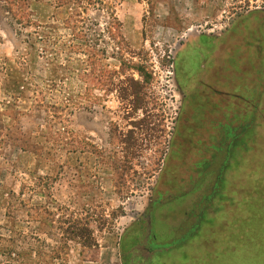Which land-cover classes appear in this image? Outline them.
Segmentation results:
<instances>
[{
	"label": "rangeland",
	"instance_id": "rangeland-1",
	"mask_svg": "<svg viewBox=\"0 0 264 264\" xmlns=\"http://www.w3.org/2000/svg\"><path fill=\"white\" fill-rule=\"evenodd\" d=\"M27 1L26 28L0 2V264L144 263L156 201L150 264H264V0H102L131 62L110 92L81 79L69 6Z\"/></svg>",
	"mask_w": 264,
	"mask_h": 264
},
{
	"label": "trees",
	"instance_id": "trees-1",
	"mask_svg": "<svg viewBox=\"0 0 264 264\" xmlns=\"http://www.w3.org/2000/svg\"><path fill=\"white\" fill-rule=\"evenodd\" d=\"M81 0H59L61 7H67L70 9V15L71 17L68 19L67 23L65 24L67 29L71 30V34L74 38L73 44L70 46V51L75 54H84L86 55V63L87 66L90 67L89 73H85L81 76L82 80H88L89 83L94 84L96 87H104L106 88V91H112L113 88L115 89L118 84H116V80L119 78L117 77L120 73H123L124 68L127 66L128 60L124 58L122 53L119 51L122 49L121 46V34H120V28L121 24L118 21V19L115 17L114 11L112 12V9L109 8L108 4H104L102 0H87L88 6H94V5H101L106 6L107 11L109 9L111 12H109V16L107 21L105 22V28L101 29V26L98 22L95 20H92L90 18H85L83 16V12H80L79 9H83L82 6H80ZM0 2H3L6 4L5 12L10 15L12 18L17 20V23L20 24V26L26 28L31 25H34L28 17L31 15L28 11V1L27 0H0ZM105 38H109L110 40L116 42L117 47L113 49V55L117 54L118 59L122 63V71H108L104 67L99 68L102 65V61L106 60L108 57V48L106 47L107 44L103 41ZM76 40L78 42L74 43ZM118 40L120 43H118ZM104 43V44H103ZM115 53V54H114ZM120 55V56H119ZM130 69L134 68V66L130 65ZM120 84L122 82H119ZM136 91V90H135ZM136 92H133L135 94ZM219 151V150H218ZM227 164V159L222 162L221 168H219L217 177L220 176V174L223 172L224 166ZM214 171H211L213 174ZM206 173V172H205ZM207 174V173H206ZM205 177V176H204ZM217 180V178H216ZM216 192V187L214 185L213 187V193ZM212 193V194H213ZM210 194V195H212ZM209 195V196H210ZM204 196L202 198V201L206 202V204L209 203L208 197ZM183 198L180 199L182 201ZM175 200H172L171 202H174ZM211 201V200H210ZM156 201L152 203V210L149 214V219L151 221V230L147 239V246L144 248V251L147 256H151L153 253L156 252V249H153L152 246L154 245L157 247L159 244L156 241L157 240V234L155 232V221L157 219V211H159V208L157 206L160 205V203ZM205 204V205H206ZM198 214L196 217L195 223L188 229L187 232L182 234L180 236V242L183 243L188 238L191 237L192 233L196 232V229L194 231L195 226L197 225V219L198 217L204 212L205 208L198 207L197 205ZM193 212L190 213L191 216H193ZM189 216V217H191ZM191 232V235H188ZM188 233L187 235H185ZM183 236V237H182ZM184 238V239H183ZM187 238V239H186ZM178 243V242H177ZM151 245V247H149ZM160 246V245H159ZM165 246V245H163ZM171 245L168 247L170 248Z\"/></svg>",
	"mask_w": 264,
	"mask_h": 264
},
{
	"label": "flooded vegetation",
	"instance_id": "flooded-vegetation-1",
	"mask_svg": "<svg viewBox=\"0 0 264 264\" xmlns=\"http://www.w3.org/2000/svg\"><path fill=\"white\" fill-rule=\"evenodd\" d=\"M212 44L205 42V41H201L195 44V46L187 51H185L183 53V57L181 55L180 57V69L181 71H183L182 76H187V74H190L189 69L192 68L193 65V60L194 58H196L197 56H202L204 55L206 52H209L212 48ZM189 69H187V68ZM185 68V69H184ZM194 94V95H193ZM211 94H218L221 95V92L218 90H213ZM193 97L195 98V95H199V93H192ZM192 97V96H191ZM151 230V221L149 219V233Z\"/></svg>",
	"mask_w": 264,
	"mask_h": 264
},
{
	"label": "crops",
	"instance_id": "crops-1",
	"mask_svg": "<svg viewBox=\"0 0 264 264\" xmlns=\"http://www.w3.org/2000/svg\"><path fill=\"white\" fill-rule=\"evenodd\" d=\"M242 208H243V206H242ZM140 258H143L142 256H139ZM138 257V258H139ZM154 257V254L153 255H151L150 257H145V259H147L144 263H141V264H150L151 262H152V258ZM144 260H141L140 262H143Z\"/></svg>",
	"mask_w": 264,
	"mask_h": 264
},
{
	"label": "bare ground",
	"instance_id": "bare-ground-1",
	"mask_svg": "<svg viewBox=\"0 0 264 264\" xmlns=\"http://www.w3.org/2000/svg\"><path fill=\"white\" fill-rule=\"evenodd\" d=\"M187 136V135H186Z\"/></svg>",
	"mask_w": 264,
	"mask_h": 264
}]
</instances>
